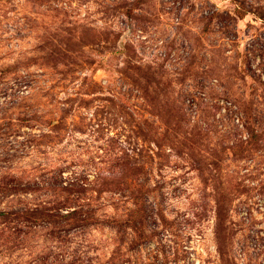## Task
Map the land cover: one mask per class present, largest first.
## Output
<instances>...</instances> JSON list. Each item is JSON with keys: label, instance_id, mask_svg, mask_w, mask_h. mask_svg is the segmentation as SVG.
<instances>
[{"label": "rangeland", "instance_id": "374dc122", "mask_svg": "<svg viewBox=\"0 0 264 264\" xmlns=\"http://www.w3.org/2000/svg\"><path fill=\"white\" fill-rule=\"evenodd\" d=\"M0 264H264V0H0Z\"/></svg>", "mask_w": 264, "mask_h": 264}]
</instances>
